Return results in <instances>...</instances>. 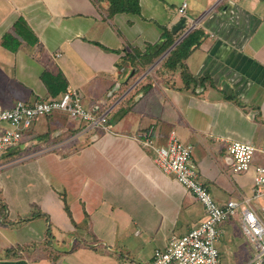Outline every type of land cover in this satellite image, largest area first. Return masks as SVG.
Here are the masks:
<instances>
[{
	"label": "crops",
	"instance_id": "0c3cea01",
	"mask_svg": "<svg viewBox=\"0 0 264 264\" xmlns=\"http://www.w3.org/2000/svg\"><path fill=\"white\" fill-rule=\"evenodd\" d=\"M138 1L139 12L111 14L109 0H0V109L53 97L45 71L63 74L67 89L88 96L98 112L118 103L108 133L80 140V124L62 111L24 129L17 147L45 144L23 160L39 158L44 190L58 194L57 210L47 200L34 220L20 212L5 223L3 214L12 218L13 210L0 185V264L153 263L156 248L207 214L157 163L155 147L172 132L193 146L191 162L215 200L239 204L220 225L222 263L255 264L242 210L264 218V195L254 197V167L233 170L227 144H254L253 164L264 165V0ZM183 17L187 25L174 33ZM195 30L201 38L188 55L158 72L163 57ZM151 126L148 145L143 134Z\"/></svg>",
	"mask_w": 264,
	"mask_h": 264
},
{
	"label": "built area",
	"instance_id": "2783aa9c",
	"mask_svg": "<svg viewBox=\"0 0 264 264\" xmlns=\"http://www.w3.org/2000/svg\"><path fill=\"white\" fill-rule=\"evenodd\" d=\"M186 6L184 3L180 8L181 15H185ZM112 109L113 107H106L98 112L86 108L80 92L75 88H68L57 97L33 103L19 100L12 108L0 109V154L19 146L24 129L29 128L40 115L66 112L71 118L87 123L83 133L92 129L108 133L111 132L109 114ZM153 132L154 127L151 126L143 134L148 145H152ZM155 150L160 168L166 173L174 174L176 180L203 204L207 214L198 226L184 234L172 235L164 248H156L153 264H224L216 244L221 234L220 225L235 214L239 204L230 200L225 205H220L215 200L209 188L199 179L191 162L193 146L182 142L175 132L171 133L167 144L156 146ZM257 150L254 144L244 141L234 140L227 144V153L232 158L235 172H247L254 167L255 198L264 195V165L253 164ZM241 225L243 234L257 249L255 264H264V218L251 207H245L242 210Z\"/></svg>",
	"mask_w": 264,
	"mask_h": 264
},
{
	"label": "rangeland",
	"instance_id": "374dc122",
	"mask_svg": "<svg viewBox=\"0 0 264 264\" xmlns=\"http://www.w3.org/2000/svg\"><path fill=\"white\" fill-rule=\"evenodd\" d=\"M151 10H149L146 7L147 12H150ZM168 57H166V59H165V57H163L162 62H160V71H158V72H161L162 68L167 67L166 66V60L168 59ZM189 61H190L191 65L194 64L193 59H190ZM126 89H128L127 86L122 85L121 89H120V91H121L120 94L124 95V93H125L124 91ZM80 94H81V97H82V100H83L85 107L91 110L93 108L92 100L88 96L83 95L82 93H80ZM111 100L112 99H110V101ZM116 102H117L116 100L111 101L110 104L107 106V107H113V109H112L113 113L110 114L111 119H114L115 117H117V112L114 111L118 105V103L116 104ZM62 114L64 116H66L67 118L74 120V122L75 121L78 122L77 123L78 126L80 124V126L77 128L78 129L77 133H80L87 124L86 122H84L82 120H76V119L71 118L66 112H63ZM44 116H46V115H40L38 118L44 117ZM71 120H68V121H71ZM34 121H33V123H34ZM33 123H32V125H33ZM1 126H3V125H1ZM113 128H115L114 124H113ZM43 129H46V127H44ZM1 131H2V129L0 128V132ZM27 131L28 130L24 131L25 134ZM95 132H96V130H94V129L89 130L88 132L84 133L82 136H79L78 138L79 139L80 138L85 139L88 136L90 137ZM28 138H30L29 134L25 135L24 140L28 139ZM44 146H45V144L42 143L40 145H37L36 147H30L28 149H24V147H21V146L15 147V148H12V151L10 150L11 155L0 156V185L3 188V198L7 199L8 204L10 206V209L13 210L12 218L8 217L9 215H6V213L3 214V216L6 220L5 223H10L12 220H15L20 212H23L24 215L28 216V218L31 217L30 219L34 220L35 218L39 217V215H43V213H41L39 210H41V206L45 202H47V200H48L47 203L49 205L48 206L49 209H51L53 211L57 210L56 207L54 206V203H56L55 200H57V199H54V198L58 194H56V193L48 194V192H46L44 190V188L48 187V185H46V183H45V177L41 176V174H40V165L38 163L39 158L35 157V158L27 160V161L23 160L24 159L23 156L27 155L30 152L40 151L41 148H43ZM12 154H14V155H12ZM256 155H258V152H256ZM256 155H255V158H256ZM11 160H14V161H11ZM195 169L198 172V169L197 168H195ZM50 197H52L51 200H49ZM62 200H63V197H62ZM2 210L4 211V207H2ZM40 245H45V244L40 243ZM22 248L24 250L25 246ZM52 259H53V257H52ZM127 262H130L131 264H142V263H144L138 259L136 260V262H132L131 260H127ZM147 264H153V263L148 261Z\"/></svg>",
	"mask_w": 264,
	"mask_h": 264
},
{
	"label": "trees",
	"instance_id": "16d2710c",
	"mask_svg": "<svg viewBox=\"0 0 264 264\" xmlns=\"http://www.w3.org/2000/svg\"><path fill=\"white\" fill-rule=\"evenodd\" d=\"M109 1L111 3V14L117 12H125V11L126 12L140 11V5L138 0H109ZM21 21L22 20H20V22ZM200 38H201V33L198 30L191 32L190 35L186 37L178 45V47L172 51L171 55L166 60V66L172 69L175 68L176 65L188 55V52L190 51V47H192L193 44L198 43ZM11 39H12L11 35L6 34L3 39V44L7 47L10 46ZM42 78L46 83V85L48 86L50 92L53 94V97H57L58 95L64 93L68 87V82L63 77V74L54 75L50 72L45 71L42 75Z\"/></svg>",
	"mask_w": 264,
	"mask_h": 264
},
{
	"label": "water",
	"instance_id": "95a60500",
	"mask_svg": "<svg viewBox=\"0 0 264 264\" xmlns=\"http://www.w3.org/2000/svg\"><path fill=\"white\" fill-rule=\"evenodd\" d=\"M186 25H187V18L183 17L175 24V26L173 27L172 31L174 33H177L179 30L185 28Z\"/></svg>",
	"mask_w": 264,
	"mask_h": 264
}]
</instances>
